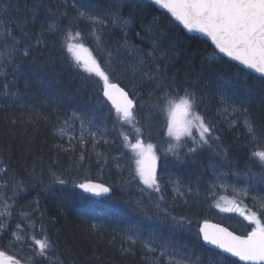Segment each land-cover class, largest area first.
Listing matches in <instances>:
<instances>
[{"label":"trees","instance_id":"16d2710c","mask_svg":"<svg viewBox=\"0 0 264 264\" xmlns=\"http://www.w3.org/2000/svg\"><path fill=\"white\" fill-rule=\"evenodd\" d=\"M66 2L68 17L61 18L63 25H67L69 18L75 14L71 7L73 2L87 6L94 14L103 15L110 6L113 11L116 10L113 0ZM7 3L9 10L6 18L10 17L20 24L26 18L31 21L24 29L31 34L29 55L24 56L21 52L14 63L0 70V86L7 83L12 93L0 94V161L27 184V190L16 198L17 210L32 212L33 218L37 219L43 213L42 220L48 234L53 241H59L60 258L64 264H152L150 259H146L143 247L140 244L132 245L126 239V234H138L141 240L152 237L158 243L167 241L180 247L185 255H191L193 259L199 257L200 264H221L219 252L202 244L198 235L200 224L205 220L215 222L240 235L250 230L244 227L249 222L238 213L217 210L214 197L205 199V190L219 173H228L223 177L224 182L250 187V196L244 202L251 206V196H264V183L261 182L264 168L251 157V152L264 150V145L257 147L249 143L242 117L230 127L226 118L217 115V111L222 107V96H230L237 102L244 100L257 125L264 127V84L258 75L238 73L237 64L225 57L219 62L209 63L214 46L208 39L188 34L180 25L172 24L165 12L145 1L144 8L135 11L133 23L126 30L129 45L143 49L145 53L150 51L152 41L145 29L156 21L151 35L162 29L166 35L161 47L168 49L174 44L169 59H161V67L166 65V83L170 86L175 84L181 94L184 88L195 91L201 99L198 111L215 124L216 135L220 137L211 148L204 147L193 155L185 157L187 148L181 147L177 149L181 159L170 153L165 156L168 138L164 135L161 118L149 115L147 103L160 92L154 81L144 78L141 82L139 74L135 77L132 75L130 65L136 62L135 54L130 55L126 48L121 47L125 40L123 33L111 27L105 29L102 37L104 45L113 52L119 49V60L113 58L117 72L112 76V82L118 83L130 96L135 88L136 96L133 98L145 104L140 109L141 120L145 124L143 138L158 145L159 174L165 182H178L176 186L181 192L187 187L193 189V193L186 194L185 203V198L173 192L172 186L166 187L163 206L169 215L165 216L157 212L149 199V192L136 188L139 177L132 180L129 176V172L134 171L130 151L122 147L119 129L113 130L115 109L103 98L100 91L102 82L97 85L95 80L98 78L88 79V73L69 63L70 57L66 49L61 48L58 36L45 33L43 43H35L41 25L50 15L44 10L45 7L57 12L64 9L65 0H43V6L34 19L31 16L34 0H7ZM131 11L127 4L120 9L124 17H128ZM13 31L19 34L18 27L14 26ZM82 35L94 56L98 59L106 56V53L97 52L94 37L86 33ZM126 67L127 72L124 71ZM3 72L7 75H3ZM149 93L154 95L150 97ZM73 113L92 117L96 127L107 129L106 138L110 142L104 144L101 141L96 149L108 159L106 165L103 162L98 165L95 152H90L86 154L84 168H77L75 161L79 159L80 146H77L75 154L57 148L61 143L67 147V137L61 140L59 136V129L65 125V121L74 125L78 135L80 125L79 121H74ZM221 145L227 150L226 157L219 151ZM84 147L90 149V145ZM122 152L125 154L121 155ZM111 157L119 159L114 161ZM85 170L91 181H100L109 187L111 195L96 199L80 192L73 180L83 176ZM248 170L250 174L247 177L241 175L238 178L232 174ZM53 171L66 182H57ZM197 189L199 196L195 195ZM152 196L153 199L157 198L155 193ZM36 201L38 208L34 203ZM171 217H187L192 224L190 227L178 226ZM16 222V219L10 222L9 231L14 229ZM128 229L132 231L126 233ZM37 238H40L38 232ZM10 239L13 238L9 236L0 243L6 245ZM30 251L26 246L22 250L15 246L9 254L16 253L20 258L29 255ZM230 261L235 260L230 258ZM36 264L47 262L37 259Z\"/></svg>","mask_w":264,"mask_h":264},{"label":"snow or ice","instance_id":"6c2138e0","mask_svg":"<svg viewBox=\"0 0 264 264\" xmlns=\"http://www.w3.org/2000/svg\"><path fill=\"white\" fill-rule=\"evenodd\" d=\"M147 3L166 10L165 15L172 24L182 25L189 33L197 32L210 38L214 49L208 58L209 63L219 62L224 57H228L231 61L238 62V73L258 74V79L264 84V0H147ZM125 4L132 9L128 17H124L120 12ZM42 6L43 0H34L31 7L33 19ZM113 6L116 8L115 11L110 6L109 10L101 15L92 13L85 5H77L73 2L71 7L75 10V14L69 18L67 25L61 23L62 17H68L66 0L64 9H58L57 12L45 7L44 10L50 15L41 25V31L36 36L35 43L37 45L43 43L45 33L58 36L61 40V48L66 49L70 57L69 63L88 73V79L98 78L95 80L97 85L102 82L100 91L103 97L111 101L115 109L113 130L119 129L118 134L122 137V147L130 150L135 157V169L129 172V176L132 180L139 177V181L145 186L140 191L149 192V199L152 200L157 212L168 216V210L163 206L166 201V187L172 186L173 192L181 198L193 193V189L187 187L184 192H181L176 186L178 182L171 180L165 182L163 176L157 172V161L160 159L158 145L147 142L143 138L145 124L141 120L140 109L144 108L145 104L133 98L136 96L135 88L130 96V93L118 83L112 82V76L117 72L113 58L119 60V49L113 52L104 45L102 37L105 29L111 27L123 33L125 40L121 47L126 48L130 55L135 54L136 62L130 65L132 75L135 77L139 74L141 82L144 78L154 81L156 89L160 92L154 100L150 99L147 103L149 115L161 118L164 135L168 138L166 140L168 147L164 149L165 156L170 153L177 159H181V154L177 151L181 147L187 148V152L184 153L185 157L193 155L204 147L211 148L214 142L220 140V137L216 135L215 124L198 111L201 99L197 93L184 88L181 94L180 88L175 84L170 86L166 83V65L161 67V59L165 61L169 59L174 44L168 49L161 47L166 35L162 29L156 30V34L151 35L156 21L154 20L153 24L145 29L152 41L150 51L145 53L143 49L129 45L126 30L133 23L135 11L144 8L145 0H113ZM8 10L7 0L0 2V70L14 63L15 58L21 52L24 56H28L29 49L32 47L28 42L31 34L24 30L31 21L26 18L20 24L10 17L6 18ZM14 26L19 28V34L14 33ZM82 33L94 37L97 52L106 53V56L102 55L100 59L94 56L89 47L85 45V36ZM245 70L251 71L245 72ZM124 71L127 72L128 68L126 67ZM3 75L6 76L7 73L3 72ZM0 94H12L7 83L0 86ZM153 95L154 93H149L150 97ZM221 105L217 115L225 117L230 127L236 125L242 117L249 143L257 147L264 145V127L257 125L244 100L237 102L230 96H222ZM73 119L79 121L78 135L73 124L65 121V125L59 129V136L61 140L67 137V147L61 143L57 145V148L75 154L78 150L77 146H80L79 159L75 161L77 168H84L86 154L90 152H95L98 165L101 162L106 165L108 159L96 152V149L101 141L104 144L110 142L106 138L107 129L96 127L94 118L87 115L73 113ZM126 127L127 131H125ZM84 145H90V149L85 148ZM219 151L223 152L225 157L227 156V150L222 145ZM124 154L121 153V155ZM251 157L255 158L264 168V150L251 152ZM88 158L90 159V156ZM111 159L115 161L119 157H111ZM0 165H3L2 161ZM116 166L119 168V163ZM9 172L12 174L9 175ZM232 174L238 178L241 175L247 177L250 170L245 173ZM52 175L57 182L61 184L66 182L54 171ZM227 175L228 173L221 172L216 176V181L219 183L209 184L205 190V199L210 200L215 197L217 189L227 191L230 188L233 198L225 199L224 196H220V200H225V205L221 206L217 202L215 207L220 208L222 212L238 213L249 222L244 227L250 230L237 235L228 231L227 228L210 224L205 220L203 226L199 228L198 235L202 236L203 241L221 250L218 253L221 264H226V262L237 264L235 261H230V257H238L239 261L246 262V264H264V196H251L252 205L249 206L244 201L250 196V187L225 183L223 177ZM77 180L80 182L76 183ZM261 182L264 183V173L261 175ZM73 183L84 192L95 195L106 194L110 191V188L103 183H93L86 170L84 175L77 176ZM26 190V181L17 177L14 170L9 169L7 165L0 166V242L9 236L13 238L8 240L6 245L0 243V264H36L37 259L46 261L47 264H64L60 258L59 241H53L48 234L42 220L43 213L38 218V222L37 218H33L32 212L17 210L16 198ZM152 193L157 194L156 199H153ZM199 194L197 189L195 195L199 196ZM34 203L38 208V201ZM185 203H187L186 198ZM13 219L17 222L14 229L9 231L10 222ZM171 219L178 226L190 227L192 224L187 217H171ZM92 227L96 228L95 225ZM130 231L132 230H126V233ZM37 232L40 238H37ZM126 239L132 245L140 244L145 250L146 259H150L152 264H200L199 257L193 259L191 255H185L180 247L171 245L167 241L158 243L152 237L141 240L138 234H126ZM15 246H19L21 250L25 246L28 247L31 250L30 254L20 258H17L16 253L9 254ZM225 253L230 254V257L225 256Z\"/></svg>","mask_w":264,"mask_h":264},{"label":"water","instance_id":"95a60500","mask_svg":"<svg viewBox=\"0 0 264 264\" xmlns=\"http://www.w3.org/2000/svg\"><path fill=\"white\" fill-rule=\"evenodd\" d=\"M145 1H147V0H145ZM155 7H156L158 10H160V11H163V12L166 11V10L159 9L158 6H155ZM177 23H178V22H177ZM180 26L183 28L182 25H180ZM183 29H184V28H183ZM184 30H185L188 34H191V35H200V36H203V37H205L206 39H208V40L210 41V43L212 44L210 38L204 36L203 34H201V33H197V32L189 33L186 29H184ZM212 45H213V44H212ZM213 46H214V45H213ZM225 58H227V59L230 60V58H228V57H225ZM232 62H234V61H232ZM234 63H236V64L238 65V62H234ZM240 67H243V66H240ZM247 71H251V70H247ZM256 75H258V74H256ZM120 87H121V86H120ZM103 98H104V99L109 103V105L114 109V107H113L112 104H111V101H108L106 97H103ZM92 182H93V183H100V182H97V181H92ZM105 186H106V185H105ZM106 187H107V186H106ZM77 189H78L80 192H82L83 194H85V195H87V196H90V197H92V198H96V199L106 198V197H108V196L111 194V190L109 191V193H106V194L95 195V194H93V193H87V192H84V191H83L82 189H80L79 187H77ZM208 222H209L210 224H216V225H218L219 227L227 228V227H225V226H223V225H221V224L215 223V222H211V221H208ZM201 226H203V223L200 224L199 228H200ZM199 228H198V232H199ZM227 229H228V228H227ZM228 231H231V230L228 229ZM231 232H232V231H231ZM235 234H236V233H235ZM237 235H238V234H237ZM200 238H201V242H202V244H203L204 246H206L207 248L212 249V250H215V251H217V252H220V251H221V250L217 249L214 245H210V244H208L207 242L203 241L201 235H200ZM224 255L230 257V254L225 253ZM230 258L233 259V260H235V261H237L239 264H246V262L239 261V258H238V257H230Z\"/></svg>","mask_w":264,"mask_h":264},{"label":"rangeland","instance_id":"374dc122","mask_svg":"<svg viewBox=\"0 0 264 264\" xmlns=\"http://www.w3.org/2000/svg\"><path fill=\"white\" fill-rule=\"evenodd\" d=\"M74 126V125H73ZM70 131V130H69ZM130 151V150H129ZM130 156H131V162H132V166L134 167V169H135V157H134V155L131 153V151H130ZM157 163H158V161H157ZM157 172H158V166H157ZM159 173V172H158ZM217 183H219V181H216ZM225 183H227V182H225ZM239 187H244V186H240V185H238ZM145 186L139 181V179H138V181H137V184H136V188H138L139 190L141 189V188H144ZM178 187V186H177ZM146 193H147V191H146ZM220 196H224L225 197V199H232L233 198V194H232V191H231V189L229 188L227 191H224V190H221V189H217V195L214 197V202H215V204L218 202V203H220V205L221 206H224L225 205V200H220L219 199V197ZM216 209L217 210H219V211H221L220 210V208H217L216 207ZM222 212V211H221Z\"/></svg>","mask_w":264,"mask_h":264},{"label":"bare ground","instance_id":"6f19581e","mask_svg":"<svg viewBox=\"0 0 264 264\" xmlns=\"http://www.w3.org/2000/svg\"><path fill=\"white\" fill-rule=\"evenodd\" d=\"M215 181H216V180H215ZM215 181H214V182H215ZM98 182H100V181H98ZM155 236H156V235H155ZM211 250H212V249H211Z\"/></svg>","mask_w":264,"mask_h":264}]
</instances>
